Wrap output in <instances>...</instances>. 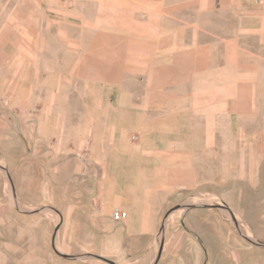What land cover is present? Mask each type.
Returning a JSON list of instances; mask_svg holds the SVG:
<instances>
[{"label":"crops","instance_id":"1","mask_svg":"<svg viewBox=\"0 0 264 264\" xmlns=\"http://www.w3.org/2000/svg\"><path fill=\"white\" fill-rule=\"evenodd\" d=\"M15 4L0 27L10 36L0 44V107L35 116L19 137L31 150L39 135L47 161L89 152L112 198L107 215L125 214L110 237L118 249L153 239L188 192L219 196L226 181L258 179L264 0ZM9 137L10 149L22 144Z\"/></svg>","mask_w":264,"mask_h":264},{"label":"rangeland","instance_id":"2","mask_svg":"<svg viewBox=\"0 0 264 264\" xmlns=\"http://www.w3.org/2000/svg\"><path fill=\"white\" fill-rule=\"evenodd\" d=\"M15 1L18 5L21 0H0L1 28H7L5 16ZM5 31L0 44L10 38ZM4 71L0 68V74ZM26 122L38 120L10 115L0 107L1 264H110L93 254L117 264H154L162 243L157 264H264V246L255 243L264 242V163L255 183L226 181L219 196L213 190L188 192L181 203L168 208L172 212L164 219V230L161 226L153 239L128 241L118 249L110 237L119 221L107 215L112 198L101 195L98 163L87 159V150L77 153L72 147L70 153L47 161L39 135L32 149H25L19 135ZM10 124L18 130L8 131ZM10 134L22 143L17 149L14 144L10 149ZM54 236L58 251L81 258L57 253Z\"/></svg>","mask_w":264,"mask_h":264},{"label":"water","instance_id":"3","mask_svg":"<svg viewBox=\"0 0 264 264\" xmlns=\"http://www.w3.org/2000/svg\"><path fill=\"white\" fill-rule=\"evenodd\" d=\"M171 212H172V210H169L166 213L165 220L169 217V215L171 214ZM165 220H164V222L162 224V230H164V227H165ZM54 243H55V236L53 238V246H54V249L56 250L57 253L61 254L63 257L69 258V259H80L81 258V256H78V255L61 253L60 251H58V249L56 248V246H55ZM255 243L258 244L259 246H264V242H255ZM163 248H164V246H163V243H162L161 246H160V249H159V252H158V255L156 257V260H155L154 264H157L159 262V260L161 258V255H162V252H163ZM93 257L98 258V259H102V260H104V261H106V262H108L110 264H117L115 261H113V260H111L109 258H106V257H104L102 255L93 254Z\"/></svg>","mask_w":264,"mask_h":264},{"label":"built area","instance_id":"4","mask_svg":"<svg viewBox=\"0 0 264 264\" xmlns=\"http://www.w3.org/2000/svg\"><path fill=\"white\" fill-rule=\"evenodd\" d=\"M133 137L136 138V136ZM124 216L125 214L120 208H116L112 214V217L117 221L122 220Z\"/></svg>","mask_w":264,"mask_h":264},{"label":"bare ground","instance_id":"5","mask_svg":"<svg viewBox=\"0 0 264 264\" xmlns=\"http://www.w3.org/2000/svg\"><path fill=\"white\" fill-rule=\"evenodd\" d=\"M167 219H168V218H167ZM167 219H166V220H167Z\"/></svg>","mask_w":264,"mask_h":264}]
</instances>
